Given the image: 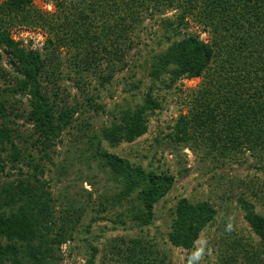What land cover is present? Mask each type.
Returning a JSON list of instances; mask_svg holds the SVG:
<instances>
[{
  "label": "trees",
  "instance_id": "16d2710c",
  "mask_svg": "<svg viewBox=\"0 0 264 264\" xmlns=\"http://www.w3.org/2000/svg\"><path fill=\"white\" fill-rule=\"evenodd\" d=\"M54 7L49 13L37 9L33 0L0 1V50L16 73L15 86L0 88V155L7 153L6 161L21 163L31 172L0 189V210L14 208L7 216L0 214V235L27 244L23 250L15 244L1 248L0 264H60L59 247L72 238L83 209L78 214L70 206L56 216L55 199L40 177L45 169L41 161L51 163V150L61 133L73 127L76 114L85 106L99 107L86 96L87 85L96 80L104 87L127 67V57L147 21L161 19L177 37L153 63L151 80L171 89L181 77L200 79L195 88L186 90L187 112L174 124L173 144L219 164L250 152L264 167V0H55ZM169 11L177 13L175 20L163 17ZM187 20L201 26L209 41L184 36ZM21 27L44 32L43 53L12 38V31ZM166 75H171L168 85ZM8 76L0 55V83L12 81ZM65 79L85 96L84 102L70 94L62 84ZM16 93L29 96V108L20 115L13 112ZM160 106L152 89L147 91L140 105L122 110L88 139L85 156L110 173L116 184L113 203L145 225L151 221L154 204L171 189L173 176L131 167L122 157L99 154L96 147L101 140L119 144L145 134L148 116ZM20 117L32 125V133L24 138L15 128ZM78 129L83 135L91 130L87 122ZM18 139L27 146L20 147ZM34 152L40 154L38 159ZM237 202L264 247V215L245 196ZM216 213L207 201L181 199L169 242L191 250ZM109 248L113 264H170L156 244L141 238L119 239ZM241 258L233 250L222 255L219 264H237Z\"/></svg>",
  "mask_w": 264,
  "mask_h": 264
},
{
  "label": "rangeland",
  "instance_id": "374dc122",
  "mask_svg": "<svg viewBox=\"0 0 264 264\" xmlns=\"http://www.w3.org/2000/svg\"><path fill=\"white\" fill-rule=\"evenodd\" d=\"M33 3L43 12L55 10V0H33ZM176 16L175 11H169L163 17L175 20ZM183 32L184 36L196 35L205 42L209 41L207 32L191 20H187ZM11 36L21 40L27 49L44 52L46 35L41 30L21 27L12 31ZM176 40L173 31L168 30L161 19L145 22L137 45L127 57V67L116 72L104 87H99L96 80H91L87 85L86 96L93 97V103L100 109L85 106L75 115L73 127L61 133L57 145L51 150V163L41 161L45 169L40 177L47 183L55 199L56 216L70 206L71 211L78 214L83 209L72 238L59 247L60 264H86L89 259L93 264H113L109 246L118 244L119 239L130 238L153 242L168 255L170 264H219L220 257L232 254L233 250L242 257L237 264L264 263V247L246 223L237 202L238 197L245 196L254 204L255 211L264 215V167L250 152L240 155L236 161L219 164L205 158L201 152L175 146L172 142L174 124L180 115L187 112L186 90L195 88L200 82L199 78L181 77L169 89L151 80L153 63ZM0 55L2 65L9 73L7 80H12L1 81L0 88L15 86L14 67L1 50ZM61 57L65 61V51H62ZM67 72L64 67L63 73ZM166 76L168 85L171 75ZM62 84L68 87L71 95L77 96L79 102H84L85 96L79 94L72 82L65 79ZM151 89L161 106L148 116L146 133L132 142L111 144L101 140L96 147L99 154L122 157L131 167L141 166L146 172L173 176L171 189L154 204L151 221L145 225L133 220L129 212L119 207L121 205L113 203L116 184L111 180L110 173H105L96 162L87 161L85 156L89 155V151H86L88 139L94 133L98 135L101 127L109 126L122 110L140 105L146 92ZM15 100L17 103L13 112L23 114L21 111L29 108V96L16 93ZM15 122V128L22 138L32 133V125L24 117L15 119ZM83 122L89 123L91 129L85 135L78 129ZM80 134L82 138H79ZM93 140L96 145L97 140ZM16 143L20 147L27 146L20 139ZM6 154L0 155V189L8 182L31 173L21 163L13 165L6 161ZM34 155L38 159L40 154L34 152ZM181 199L207 201L217 212L214 220L199 234L191 250L175 247L168 240L174 210ZM12 211L14 208L6 207L0 210V214L7 216ZM12 244L19 250L27 246L26 242L10 241L0 235V249Z\"/></svg>",
  "mask_w": 264,
  "mask_h": 264
}]
</instances>
